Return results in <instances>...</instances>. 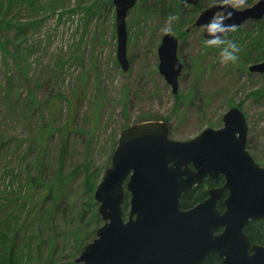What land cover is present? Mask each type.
Listing matches in <instances>:
<instances>
[{
	"label": "rangeland",
	"instance_id": "374dc122",
	"mask_svg": "<svg viewBox=\"0 0 264 264\" xmlns=\"http://www.w3.org/2000/svg\"><path fill=\"white\" fill-rule=\"evenodd\" d=\"M198 1L199 11L180 3L171 24L162 12L179 0L136 2L126 16V73L116 58L112 0L111 6L109 0H41L32 6L17 0L0 6V41L9 48L7 55L0 51V221L7 217L1 206L14 198L19 262L76 264L96 238L90 235L75 252V215L87 208L85 176L99 174V183L120 133L131 125L165 122L169 140L186 143L204 130L223 128L224 114L236 108L246 119L247 152L264 168V75L247 69L264 61L254 62L264 51V18L226 37L239 48L235 66L222 64L219 46L206 47L202 28L193 25L215 4L238 11L260 0ZM170 33L182 63L177 95L157 73L156 49ZM41 135L49 136L43 150ZM39 172L42 183L63 181L52 216L51 201H41L44 191L25 188ZM86 220L92 224L88 214Z\"/></svg>",
	"mask_w": 264,
	"mask_h": 264
},
{
	"label": "water",
	"instance_id": "95a60500",
	"mask_svg": "<svg viewBox=\"0 0 264 264\" xmlns=\"http://www.w3.org/2000/svg\"><path fill=\"white\" fill-rule=\"evenodd\" d=\"M137 1L112 0L116 58L123 73L129 69L126 16ZM179 3L199 4L198 0ZM227 10L233 14L225 23L235 29L261 21L264 0L238 11L228 4H215L203 9L193 25L202 28L213 13ZM202 36L205 39L203 28ZM177 46V38L170 33L161 37L156 49L157 73L172 95H177L182 73ZM247 69L250 74L264 75V61ZM222 125L186 143L169 140L165 122H140L122 130L110 167L93 196L103 225L75 263L202 264L217 255L222 264H264V246L251 245L245 234L251 221L264 220V168L247 152L244 114L230 108ZM219 177H223L222 186L208 190L205 200L186 211L180 208L182 195L206 179ZM125 194L129 199L126 218L122 211ZM220 202L221 213L216 207Z\"/></svg>",
	"mask_w": 264,
	"mask_h": 264
},
{
	"label": "trees",
	"instance_id": "16d2710c",
	"mask_svg": "<svg viewBox=\"0 0 264 264\" xmlns=\"http://www.w3.org/2000/svg\"><path fill=\"white\" fill-rule=\"evenodd\" d=\"M41 0H18V2L23 3L26 6H32V4H38ZM217 1V0H215ZM251 0H248V4ZM17 0H0V6L3 4H7L10 6V4H16ZM20 3V4H21ZM108 4L111 6V0H109ZM176 7L174 9H172V11H163L162 13H164L166 18L169 16H173L172 14H174L176 11L180 10V3H175ZM201 3H199L200 6ZM199 11L200 7H198L197 9H194ZM177 14V13H176ZM10 24V22H9ZM262 27V34H264L263 32V28H264V20L262 21L261 25ZM235 32L239 31L238 29L234 30ZM20 34H22L20 32ZM229 36V35H228ZM264 36V35H263ZM249 46V50H251V47H254L253 45H248ZM261 46V45H260ZM257 45H255V47H260ZM254 47V48H255ZM0 51L3 53V55H7L9 48L8 45H6V42H1L0 41ZM262 56L259 54L256 56L255 61L254 62H261L264 60V51H262ZM34 104V102H33ZM43 131V130H42ZM50 135H52V132L50 133ZM49 137V136H48ZM43 135H41L39 137V145L41 146L42 150L45 147V143L47 141V138ZM44 142V143H43ZM117 145V144H116ZM40 172H39V176L38 178H30L26 185V189L28 192L31 191V189L35 186L41 188L44 192L42 195V200H48L51 201V209L49 211V213H47V215H53V212H55L57 205L59 204V200L61 199L62 196V186H63V181L61 182L60 179L56 178V180H51V182L49 183H42L43 180H41L40 177ZM98 176L99 174H97V176L94 173H90L88 175L85 176V181H84V198H86V206L83 209V207H80V209L78 210V212L75 215V218L77 220V230L78 232H76V234L74 235L73 239H74V250L75 252L81 251V245L83 244V242L88 241V237L91 235H95V232L97 231V227L100 224V217L96 212V208L97 205L95 203V201H93L92 195L96 190V186H97V182H98ZM222 182L223 179L219 178L215 181H211V182H207L206 185H200L197 186L195 188H193L192 190H190L188 192V194H186L184 196V199L181 201V206L182 207H187L189 205H195L200 203L201 201L205 200L207 198L206 196V192L207 189L209 188L211 189V187H220L222 186ZM14 198H11V202H6L7 205L1 206V208H3V210L7 211V217L5 219V221H0V264H25V262H19L17 260V246H15V235H16V231L13 230L14 226V222L16 220L15 216L11 214L12 210L10 208V203L15 202V200H13ZM19 199V198H18ZM128 195L125 194L124 195V203L122 206V211H123V217H125L127 215V209H128ZM217 210L219 213L223 212L224 207L222 206L221 203L217 204ZM2 211V209H1ZM89 215L90 220H91V225L90 222L88 220V222H86V215ZM89 219V218H87ZM4 223V224H1ZM87 225H90L91 227H93L92 229H90V227H87ZM5 227L7 229V231H9L7 234H4V232H2V230H5ZM90 229V230H89ZM16 230V229H15ZM11 231V232H10ZM11 234V235H10ZM245 234L248 238V240L250 241L251 245H262L264 246V220H258V221H251L248 225L247 228L245 230ZM10 235V236H9ZM203 264H222L221 260L217 257V255L214 256H209L207 259H205L203 261Z\"/></svg>",
	"mask_w": 264,
	"mask_h": 264
},
{
	"label": "clouds",
	"instance_id": "9594fccd",
	"mask_svg": "<svg viewBox=\"0 0 264 264\" xmlns=\"http://www.w3.org/2000/svg\"><path fill=\"white\" fill-rule=\"evenodd\" d=\"M232 14V11L228 10L221 15L213 13L201 27L205 32L204 45L206 47L219 46L218 58L220 62L235 66L239 60V48L235 43L226 39L227 33L233 29V26L225 23L226 20L231 18ZM175 19V16H169V24Z\"/></svg>",
	"mask_w": 264,
	"mask_h": 264
},
{
	"label": "flooded vegetation",
	"instance_id": "af4514ba",
	"mask_svg": "<svg viewBox=\"0 0 264 264\" xmlns=\"http://www.w3.org/2000/svg\"><path fill=\"white\" fill-rule=\"evenodd\" d=\"M198 2H199V1H198ZM198 6H199V4H198ZM198 6H197V7H193V6H192V7H189V8H191V9H192V8L197 9ZM199 14H200V13H199ZM217 15H221V14H217ZM251 22H253V21H251ZM193 23H194V22H193ZM239 27H241V26H239ZM239 27H238V28H239ZM196 28H197V27H196ZM238 28H235V29H238ZM235 29H233L231 32H233ZM231 32H230V33H231ZM230 33H229V34H230ZM229 34H227V36H228ZM227 36H226V37H227ZM219 178L223 179V177H219ZM219 178H217V179H219ZM217 179H214V180H212V179H211V180L206 179V180H204L202 183H200L199 186H200V185H206L207 182L215 181V180H217ZM222 183H223V182H222ZM220 187H221V186H220ZM211 188H219V187H211ZM206 189H207V191L210 190L209 188H206ZM188 192H189V191H188ZM206 193H207V192H206ZM186 194H188V193H186ZM186 194L182 195L181 198H180V208H181L182 210H184V211L189 210L192 206H194V205H189V206H187V207H185V208L181 206V201L184 199V196H185ZM225 196H226V195L224 194V197H225ZM224 197H223V198H224ZM220 203H221V202H220ZM195 205H196V204H195ZM202 264H203V263H202Z\"/></svg>",
	"mask_w": 264,
	"mask_h": 264
}]
</instances>
